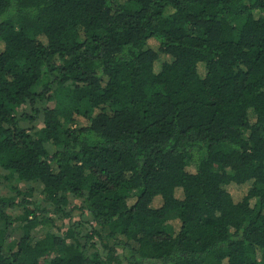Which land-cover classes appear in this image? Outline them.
<instances>
[{"label": "trees", "instance_id": "1", "mask_svg": "<svg viewBox=\"0 0 264 264\" xmlns=\"http://www.w3.org/2000/svg\"><path fill=\"white\" fill-rule=\"evenodd\" d=\"M0 264H264V0H0Z\"/></svg>", "mask_w": 264, "mask_h": 264}, {"label": "rangeland", "instance_id": "2", "mask_svg": "<svg viewBox=\"0 0 264 264\" xmlns=\"http://www.w3.org/2000/svg\"><path fill=\"white\" fill-rule=\"evenodd\" d=\"M158 67H159V65L158 64H155V69L157 70L158 69ZM2 185V184H1ZM3 186V185H2ZM4 189H1V191H3ZM60 223V221H58L57 222V224H59ZM62 224H63V230L65 229V224L67 223L65 220L63 221V222H61ZM60 223V224H61ZM18 233H19V231L17 230L16 232H15V235L16 236H18Z\"/></svg>", "mask_w": 264, "mask_h": 264}]
</instances>
